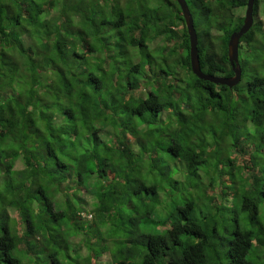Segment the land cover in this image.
Returning a JSON list of instances; mask_svg holds the SVG:
<instances>
[{
	"label": "trees",
	"instance_id": "1",
	"mask_svg": "<svg viewBox=\"0 0 264 264\" xmlns=\"http://www.w3.org/2000/svg\"><path fill=\"white\" fill-rule=\"evenodd\" d=\"M246 1L185 0L202 73L233 76ZM252 17L229 88L192 73L176 0H0V264H264Z\"/></svg>",
	"mask_w": 264,
	"mask_h": 264
},
{
	"label": "water",
	"instance_id": "2",
	"mask_svg": "<svg viewBox=\"0 0 264 264\" xmlns=\"http://www.w3.org/2000/svg\"><path fill=\"white\" fill-rule=\"evenodd\" d=\"M176 2L179 5L188 33L190 65L194 75H196L199 79L214 84L225 85L229 88L235 86L241 79V68L238 64L239 39L249 31L253 24L252 9L254 0L246 1V10L244 13L243 23L238 31L231 33L227 43V58L233 72V76L231 77L210 76L201 72L196 48L197 36L193 26L194 23L192 15L185 0H176Z\"/></svg>",
	"mask_w": 264,
	"mask_h": 264
},
{
	"label": "rangeland",
	"instance_id": "3",
	"mask_svg": "<svg viewBox=\"0 0 264 264\" xmlns=\"http://www.w3.org/2000/svg\"><path fill=\"white\" fill-rule=\"evenodd\" d=\"M239 10L241 11L242 9H239ZM238 11H237V13H238ZM263 24H264V18H263ZM155 43L151 44L150 47L151 46L153 47L155 45ZM21 166H22V163L18 162L15 167L20 168ZM78 195L80 196L81 200L83 201L84 208L86 210H90V204L92 203V194H87L86 191H81L80 193H78ZM263 212H264V209H262L261 212L259 213L260 215H262V216L259 215L260 216V221H262V222H264V213ZM100 260L103 261V262L104 261H109V255L107 253L104 254V256L100 257Z\"/></svg>",
	"mask_w": 264,
	"mask_h": 264
},
{
	"label": "bare ground",
	"instance_id": "4",
	"mask_svg": "<svg viewBox=\"0 0 264 264\" xmlns=\"http://www.w3.org/2000/svg\"><path fill=\"white\" fill-rule=\"evenodd\" d=\"M183 17V16H182ZM184 20V19H183ZM184 24H185V22H184ZM186 26V25H185ZM194 26V25H193ZM156 42V43H155ZM153 43H155V45L153 46V47H155L157 44H159L158 42H157V40H155V41H153ZM152 47V48H153ZM197 55H198V53H197ZM189 60H190V54H189ZM240 66V65H239ZM190 67H191V65H190ZM192 71V70H191ZM193 73V72H192ZM194 74V73H193ZM204 74V73H203ZM206 75V74H205ZM196 76V75H195ZM197 77V76H196ZM217 77H223V76H217ZM238 84V83H237Z\"/></svg>",
	"mask_w": 264,
	"mask_h": 264
},
{
	"label": "clouds",
	"instance_id": "5",
	"mask_svg": "<svg viewBox=\"0 0 264 264\" xmlns=\"http://www.w3.org/2000/svg\"><path fill=\"white\" fill-rule=\"evenodd\" d=\"M245 10H246V7L244 8V13H245ZM243 18H244V14H243ZM252 19H253V17H252ZM194 23V22H193ZM186 27V26H185ZM188 34V33H187ZM238 46H239V44H238ZM239 48V47H238ZM88 218H90V216H88Z\"/></svg>",
	"mask_w": 264,
	"mask_h": 264
}]
</instances>
